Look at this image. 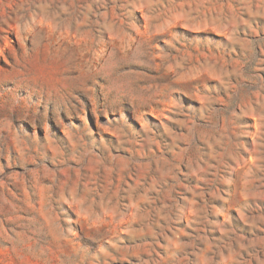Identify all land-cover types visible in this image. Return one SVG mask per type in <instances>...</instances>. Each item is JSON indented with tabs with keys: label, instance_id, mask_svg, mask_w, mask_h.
Instances as JSON below:
<instances>
[{
	"label": "rangeland",
	"instance_id": "rangeland-1",
	"mask_svg": "<svg viewBox=\"0 0 264 264\" xmlns=\"http://www.w3.org/2000/svg\"><path fill=\"white\" fill-rule=\"evenodd\" d=\"M0 264H264V0H0Z\"/></svg>",
	"mask_w": 264,
	"mask_h": 264
}]
</instances>
